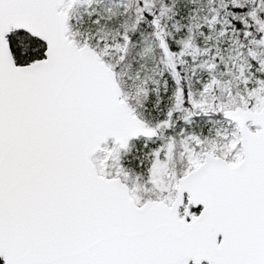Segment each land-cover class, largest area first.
Listing matches in <instances>:
<instances>
[{"label":"snow or ice","instance_id":"snow-or-ice-1","mask_svg":"<svg viewBox=\"0 0 264 264\" xmlns=\"http://www.w3.org/2000/svg\"><path fill=\"white\" fill-rule=\"evenodd\" d=\"M0 264H264V0H0Z\"/></svg>","mask_w":264,"mask_h":264}]
</instances>
